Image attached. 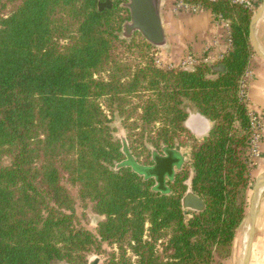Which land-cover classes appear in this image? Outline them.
Segmentation results:
<instances>
[{
	"label": "trees",
	"instance_id": "1",
	"mask_svg": "<svg viewBox=\"0 0 264 264\" xmlns=\"http://www.w3.org/2000/svg\"><path fill=\"white\" fill-rule=\"evenodd\" d=\"M106 1L0 0V264H224L253 182L240 81L255 9L186 0L228 21L229 51L163 68L140 33L122 37L130 11L116 0L100 10ZM190 106L213 123L199 141L184 125ZM116 119L142 166L152 149L190 148L168 191L121 165ZM190 179L206 209L188 218ZM89 208L103 218L94 230Z\"/></svg>",
	"mask_w": 264,
	"mask_h": 264
},
{
	"label": "crops",
	"instance_id": "2",
	"mask_svg": "<svg viewBox=\"0 0 264 264\" xmlns=\"http://www.w3.org/2000/svg\"><path fill=\"white\" fill-rule=\"evenodd\" d=\"M251 1L255 13L264 2V0ZM163 16L169 40L168 47L160 51L161 60L164 63L177 66L188 54H193L200 59L209 57L212 62H215L229 51V23L216 18L209 9L200 7L196 11H177L175 0H166ZM256 36L258 44L264 52V15L258 23ZM250 70L252 72L248 86L250 108L263 113L264 60L256 54L252 56ZM187 125L192 134L200 140L211 128V122L197 114L193 109H191L187 119ZM181 148L190 150L188 147ZM186 160L189 161V157ZM251 174L254 181L252 186L257 183L264 184V137L261 143V155L252 167ZM261 192L262 196L260 194L259 197L261 204L256 213V234L250 264H264V187ZM235 257L237 256L233 251L232 256L224 261V264H235L233 262Z\"/></svg>",
	"mask_w": 264,
	"mask_h": 264
},
{
	"label": "water",
	"instance_id": "3",
	"mask_svg": "<svg viewBox=\"0 0 264 264\" xmlns=\"http://www.w3.org/2000/svg\"><path fill=\"white\" fill-rule=\"evenodd\" d=\"M165 5L166 0H126V3H124L123 6L130 11V20L125 22L123 25V31L121 34L122 37L125 39H131L135 33H140L156 49L163 50L167 48L169 45V40L164 26L163 16ZM112 6L113 0H108L104 3L99 4V9L103 10L104 8H111ZM263 15L264 2L254 14L250 23L251 44L255 54L262 60H264V52L261 50L258 44L256 34L258 23ZM217 70H224V68L219 67L217 68ZM186 109L188 112V117L190 115L191 109H193L197 114L204 117L207 121H210L201 113L196 111L194 107L190 106ZM184 125L192 134L191 129L187 125V120L185 121ZM212 127L213 123L211 122V128L202 139L208 136ZM192 136L195 141L200 140L193 134ZM122 143L124 146L123 150L127 155V160L124 161L121 165L131 167L135 172L144 176L146 179H154L156 191H168V181L173 180L176 176L177 170L181 169L183 166L189 163L186 158L190 156L191 151L186 148L177 146L174 149L163 147V155H159L158 151L156 149H153V164L151 166H142L135 160V158L129 151L128 143L125 137L122 138ZM186 185L188 186V189L182 198V205L185 214L189 218L191 217V213L203 212L206 209V203L202 198L194 193L192 189L191 179L186 182ZM263 185L258 183L254 185L253 194L249 201L248 213L242 226L243 230L245 228V232H243V258L241 264L251 263L255 238V234L253 233L255 214L261 204V199L258 196V190L261 187H264ZM97 261V258H92L89 260V264H96Z\"/></svg>",
	"mask_w": 264,
	"mask_h": 264
},
{
	"label": "built area",
	"instance_id": "4",
	"mask_svg": "<svg viewBox=\"0 0 264 264\" xmlns=\"http://www.w3.org/2000/svg\"><path fill=\"white\" fill-rule=\"evenodd\" d=\"M234 4H242L249 7H253V3L251 0H230ZM200 5L190 4L186 0H175V9L177 11H196L200 8ZM222 58V57H221ZM161 59L157 58L156 63L159 64L163 68H172L174 65L165 64ZM202 62L210 63L211 58L207 57L205 59L197 58L193 54H188L186 57L180 62L178 65L180 68H191ZM252 76V72L249 69L246 74L242 77L240 81V97L245 102L249 103L248 100V86L249 80ZM249 117L251 121V138L249 141L250 148V162L253 167L256 160L261 155V143L264 137V112H258L256 110L250 109Z\"/></svg>",
	"mask_w": 264,
	"mask_h": 264
},
{
	"label": "rangeland",
	"instance_id": "5",
	"mask_svg": "<svg viewBox=\"0 0 264 264\" xmlns=\"http://www.w3.org/2000/svg\"><path fill=\"white\" fill-rule=\"evenodd\" d=\"M116 1H119L121 3V6H123L124 3H126V0H116ZM155 48V47H154ZM156 49V48H155ZM156 54H155V58L157 60V58L161 59V55H160V49H156ZM162 63V66H163V62ZM166 64V63H165ZM159 65V64H158ZM160 66V65H159ZM113 126L116 128V133L115 135L117 137H119L121 140L123 137L126 138L127 140V143H128V147H129V142H128V138H127V133H126V130L123 128L121 122L119 119H116V121L114 122ZM181 147V146H180ZM153 150V149H152ZM4 163H9V160L7 158L4 159ZM180 170V169H179ZM177 170V172L179 171ZM252 184H254V181L252 182ZM250 186V189H249V201H250V198H251V195H252V191H253V188L254 186ZM78 212H82V209L79 208L78 209ZM86 214L88 216V219L85 220V225L87 226V228L91 229V230H94L97 228L98 224L102 221V217L98 216L97 214H94L91 210V208L87 209L86 210ZM243 232H245V228L244 230L242 229L241 232H239L238 236H237V239L235 241V246H234V250L235 251V255L237 257H235V260L233 262H235V264H239V263H242V258H243V249H242V241H243ZM90 259L92 258H97L98 261L96 262V264H101L102 261H103V257L101 255H96V254H91L89 256ZM89 259V260H90ZM52 264H67L65 262H60V261H56ZM89 264V262H88Z\"/></svg>",
	"mask_w": 264,
	"mask_h": 264
},
{
	"label": "bare ground",
	"instance_id": "6",
	"mask_svg": "<svg viewBox=\"0 0 264 264\" xmlns=\"http://www.w3.org/2000/svg\"><path fill=\"white\" fill-rule=\"evenodd\" d=\"M262 188H263V187H261V188L258 190V192H259V195H258V196H259V197H260V194L263 192V191L261 192ZM261 196H262V194H261ZM256 213H257V212H256ZM253 233L256 234V214H255V221H254V226H253Z\"/></svg>",
	"mask_w": 264,
	"mask_h": 264
},
{
	"label": "flooded vegetation",
	"instance_id": "7",
	"mask_svg": "<svg viewBox=\"0 0 264 264\" xmlns=\"http://www.w3.org/2000/svg\"><path fill=\"white\" fill-rule=\"evenodd\" d=\"M176 148V147H175ZM172 149H174V148H172ZM158 151V153H159V155H163V151H162V149L161 150H157ZM152 156H153V153H152Z\"/></svg>",
	"mask_w": 264,
	"mask_h": 264
}]
</instances>
